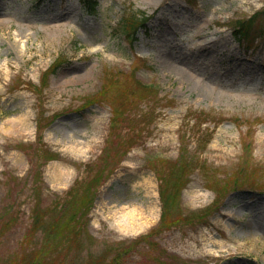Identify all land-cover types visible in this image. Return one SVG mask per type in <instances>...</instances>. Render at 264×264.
Returning <instances> with one entry per match:
<instances>
[{
    "label": "rangeland",
    "instance_id": "obj_1",
    "mask_svg": "<svg viewBox=\"0 0 264 264\" xmlns=\"http://www.w3.org/2000/svg\"><path fill=\"white\" fill-rule=\"evenodd\" d=\"M93 1L0 0V264H264V0Z\"/></svg>",
    "mask_w": 264,
    "mask_h": 264
},
{
    "label": "trees",
    "instance_id": "obj_2",
    "mask_svg": "<svg viewBox=\"0 0 264 264\" xmlns=\"http://www.w3.org/2000/svg\"><path fill=\"white\" fill-rule=\"evenodd\" d=\"M83 3L89 7L90 3L93 6V4H96L95 2L93 1H90V0H83ZM254 24H255V18L252 17V18H249L247 20H237L235 22V25L237 26V29H236V32H235V35L238 37H242L243 39H246L249 37L250 33H252L253 31V28H254ZM137 25V17L135 16H130L129 18H127L125 20V23H124V26L123 28L126 30V31H129L130 29H133L135 26ZM40 219L39 217H36V220ZM5 225H8V222L4 224ZM4 226L2 228H0V231L4 228ZM30 233H29V237H30Z\"/></svg>",
    "mask_w": 264,
    "mask_h": 264
},
{
    "label": "bare ground",
    "instance_id": "obj_3",
    "mask_svg": "<svg viewBox=\"0 0 264 264\" xmlns=\"http://www.w3.org/2000/svg\"><path fill=\"white\" fill-rule=\"evenodd\" d=\"M135 215V214H133ZM235 216V215H233ZM116 221V220H115ZM133 222H136L132 220ZM245 227L248 228L249 233L252 236H257L258 238H261V236L264 235V217L260 220H254L253 217L250 219V222L244 223ZM234 244V243H231ZM241 250V248H238Z\"/></svg>",
    "mask_w": 264,
    "mask_h": 264
}]
</instances>
